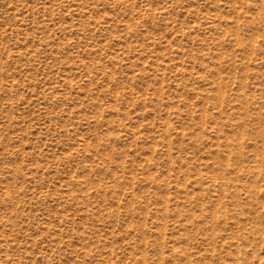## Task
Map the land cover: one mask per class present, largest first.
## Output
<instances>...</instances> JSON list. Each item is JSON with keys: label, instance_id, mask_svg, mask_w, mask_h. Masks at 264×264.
Here are the masks:
<instances>
[{"label": "rangeland", "instance_id": "1", "mask_svg": "<svg viewBox=\"0 0 264 264\" xmlns=\"http://www.w3.org/2000/svg\"><path fill=\"white\" fill-rule=\"evenodd\" d=\"M0 264H264V0H0Z\"/></svg>", "mask_w": 264, "mask_h": 264}]
</instances>
